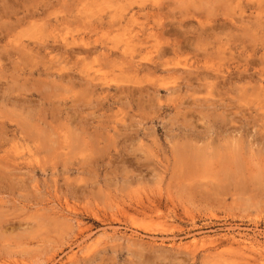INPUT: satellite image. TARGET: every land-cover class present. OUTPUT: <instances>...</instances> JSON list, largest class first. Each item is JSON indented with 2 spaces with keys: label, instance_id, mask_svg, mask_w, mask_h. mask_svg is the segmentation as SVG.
Here are the masks:
<instances>
[{
  "label": "rangeland",
  "instance_id": "obj_1",
  "mask_svg": "<svg viewBox=\"0 0 264 264\" xmlns=\"http://www.w3.org/2000/svg\"><path fill=\"white\" fill-rule=\"evenodd\" d=\"M0 264H264V0H0Z\"/></svg>",
  "mask_w": 264,
  "mask_h": 264
},
{
  "label": "bare ground",
  "instance_id": "obj_2",
  "mask_svg": "<svg viewBox=\"0 0 264 264\" xmlns=\"http://www.w3.org/2000/svg\"><path fill=\"white\" fill-rule=\"evenodd\" d=\"M43 6V5H42ZM162 8V7H161ZM157 11V10H156ZM31 15V14H30ZM131 19V18H130ZM111 20V19H110ZM124 21H126V20H124ZM113 22V21H112ZM127 23V22H126ZM33 24H34V22H33ZM125 27V26H124ZM61 28V27H60ZM122 28V27H121ZM59 33V32H58ZM121 34V33H120ZM121 37H123V36H121ZM126 37V36H125ZM137 38V37H136ZM48 40V39H47ZM47 43V42H46ZM126 43V42H125ZM43 45V44H42ZM53 48V47H52ZM56 48V47H55ZM54 48V49H55ZM61 48V47H60ZM23 50V49H22ZM64 50V49H63ZM159 51V50H158ZM26 52V51H25ZM126 54V53H125ZM162 55V54H161ZM15 56H17V55H15ZM26 57V56H25ZM61 57V56H60ZM32 58H34V57H32ZM51 59V58H50ZM69 59V58H68ZM34 60H35V58H34ZM135 61V60H134ZM56 62V61H55ZM136 62V61H135ZM134 62V63H135ZM65 63H67V62H65ZM155 64V63H154ZM51 65V64H50ZM141 65H142V63H141ZM35 67V66H34ZM60 67V66H59ZM135 68V67H134ZM141 68H143V67H141ZM58 73V72H57ZM66 75V74H65ZM64 75V76H65ZM67 78V77H66ZM230 83V82H229ZM95 86H97V85H95ZM133 90V89H132ZM85 93V92H84ZM87 94V93H86ZM141 201V200H140ZM188 246V245H187ZM69 259H71V257H69Z\"/></svg>",
  "mask_w": 264,
  "mask_h": 264
}]
</instances>
